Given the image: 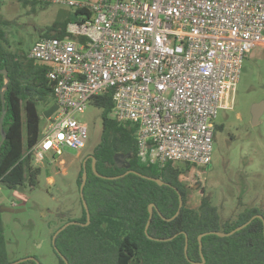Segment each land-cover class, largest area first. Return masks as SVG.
<instances>
[{
	"label": "built area",
	"instance_id": "2783aa9c",
	"mask_svg": "<svg viewBox=\"0 0 264 264\" xmlns=\"http://www.w3.org/2000/svg\"><path fill=\"white\" fill-rule=\"evenodd\" d=\"M64 38H42L28 58L46 64L58 110L31 149L38 167L69 165L88 125L76 118L112 94L113 118L138 126L139 157L178 164L187 181L213 161L215 124L234 111L245 58L264 47V0H82ZM187 169L189 170L188 172Z\"/></svg>",
	"mask_w": 264,
	"mask_h": 264
},
{
	"label": "trees",
	"instance_id": "16d2710c",
	"mask_svg": "<svg viewBox=\"0 0 264 264\" xmlns=\"http://www.w3.org/2000/svg\"><path fill=\"white\" fill-rule=\"evenodd\" d=\"M79 15L81 12L76 11L75 20L53 24L43 38H64L67 26L76 22ZM4 40L5 36L0 32V70H6L10 78L5 93L7 115L4 130L7 137L0 148V186L17 190L25 185L35 187L45 171L49 174V170L36 165L31 149L41 137L38 103H46L48 98L54 100V97L46 78L48 67L36 65L28 58L29 53L10 52L4 47ZM5 83V77L0 75V118L3 114L1 93L5 90ZM90 104L102 112L101 142L92 155L96 159L99 176L92 169V160L88 159L84 198L91 223L87 227L70 226L56 239V246L68 264H201L200 235L230 233L255 216L263 219L253 220L232 236H205V264H264V210L247 208L235 220L222 223L218 208L207 196L202 198L198 211L191 208L188 206L189 187L186 180H182L185 171L174 163L160 168L150 161H142L137 141L138 126L119 123L112 117V94L94 97ZM223 128V125L215 124V146L217 135ZM123 158H126L124 163ZM83 171L82 163L77 179L79 191ZM129 171L140 175H125ZM118 176L123 177L108 179ZM142 176L160 179L165 184L160 186ZM178 192L184 205L180 215L169 222L167 220L173 218L179 209ZM151 204L155 205V211L146 235ZM82 209V217L71 221L87 223L83 203ZM61 227L63 225L55 233ZM186 236L189 241L188 258L185 255ZM54 253L60 264H66L55 249ZM0 264H11L2 229L1 206Z\"/></svg>",
	"mask_w": 264,
	"mask_h": 264
},
{
	"label": "rangeland",
	"instance_id": "374dc122",
	"mask_svg": "<svg viewBox=\"0 0 264 264\" xmlns=\"http://www.w3.org/2000/svg\"><path fill=\"white\" fill-rule=\"evenodd\" d=\"M75 12L76 9L52 0H0L4 47L12 53H29L47 35L50 26L75 20ZM260 102H264V47H256L245 58L234 111L219 114L217 123L224 128L217 135L212 163L192 169L200 173L201 181L189 183L182 176L189 187L188 206L198 211L202 198L207 196L218 208L222 223L235 220L247 208L264 210V113L257 125L253 124L251 113ZM54 103L52 98L38 103L41 130L47 120L44 112ZM101 116V110L91 104L83 114H76L88 125L89 141L78 161L69 160L66 171L48 161L43 168L49 174L45 171L35 187L25 185L13 190L0 186L2 229L10 263L35 258L41 264H60L52 235L83 214L77 179L84 158L91 156L101 142ZM65 152L70 157L77 154L72 150Z\"/></svg>",
	"mask_w": 264,
	"mask_h": 264
},
{
	"label": "water",
	"instance_id": "95a60500",
	"mask_svg": "<svg viewBox=\"0 0 264 264\" xmlns=\"http://www.w3.org/2000/svg\"><path fill=\"white\" fill-rule=\"evenodd\" d=\"M0 75H3L5 77V79H6L5 90L1 93V100H2V106H3V114H2V116L0 118V133H1V137H2V140L0 142V148H1L2 145L4 144L5 140H6V137H7V135L5 133V130H4V120H5V117L7 115V108H6V102H5V93H6V90L8 89V86H9V83H10V78L8 77V72L6 70H0ZM58 108L59 107L56 104H53L47 111L44 112L45 118L46 119L50 118L58 110ZM251 113H252L253 124L254 125L259 124L260 119H261V117L263 116V113H264V102H260V103L255 104L253 106L252 110H251ZM88 159H91L92 160V169L96 173V175L99 176V174H97V172H96V166H95L96 165V159L93 156L87 157L84 160V163H83V170L84 171H83L82 184H81V187H80V196H81V200H82L83 206H84L85 211H86V214H87V223L83 224V223H79V222H75V221L69 222V223L65 224L63 227H61L55 233V235L53 236V239H52V244L54 246L55 251L58 253V255L63 259V261L66 264H68L66 258L60 253V251L58 250V248L56 246V239H57V237L59 236L60 233H62L64 230H66L70 226L80 225L82 227H87L91 223L90 211H89L88 205H87V203L85 201V198H84V188H85V186L87 184V179H88V172H87V166H86ZM123 160H126V158H123ZM119 167H122V166L120 165ZM130 173L138 174V173H136L134 171H129L125 175H128ZM125 175H123V176H125ZM138 175H140V174H138ZM123 176H118V177H115V178H108V179L114 180V179H119L120 177H123ZM142 177L145 178V179H148L150 181L156 182L160 186H163L165 184L160 179H154V178H150V177H146V176H142ZM103 178H105V177H103ZM178 195H179V209H178L176 215L173 218L167 220L169 222L175 220L180 215L181 210L183 208V205H184V203H183V197H182V195H181L180 192H178ZM154 211H155V205L154 204H151L149 206V214H150V217H149L148 223L146 225V229H145L146 235H148V229H149L150 224L152 222V218H153ZM257 218L263 219L262 216H255L248 223H246V224L238 227L237 229H235L234 231H232L230 233L210 232V233H205V234L200 235V237H199V250H200V255H201V258H202V263L201 264H205V256H204V253H203V238L205 236H208V235H216V236L221 237V238H225V237L232 236L235 233H237V232L245 229L253 220H255ZM150 239H152V238H150ZM169 240H171V239H169ZM156 241L163 242V241H167V240H159V239H156ZM188 247H189V241H188V237L186 236L185 255H186L187 258H188ZM28 261H33L36 264H41L35 258H27V259L21 260L19 262L11 263V264H22V263L28 262ZM196 264H200V263H196Z\"/></svg>",
	"mask_w": 264,
	"mask_h": 264
},
{
	"label": "crops",
	"instance_id": "0c3cea01",
	"mask_svg": "<svg viewBox=\"0 0 264 264\" xmlns=\"http://www.w3.org/2000/svg\"><path fill=\"white\" fill-rule=\"evenodd\" d=\"M80 157V155L79 156H71V157H69V160L71 161V162H74V161H78V158Z\"/></svg>",
	"mask_w": 264,
	"mask_h": 264
},
{
	"label": "flooded vegetation",
	"instance_id": "af4514ba",
	"mask_svg": "<svg viewBox=\"0 0 264 264\" xmlns=\"http://www.w3.org/2000/svg\"><path fill=\"white\" fill-rule=\"evenodd\" d=\"M92 155H93V154H92ZM92 155H91V156H92ZM87 157H89V156H87ZM87 157H86V158H87ZM84 160H85V159H84ZM124 162H125V160L122 159V163H124ZM120 165L122 166L123 164H120ZM81 217H82V216H81ZM81 217H80V218H81ZM80 218H79V219H80ZM70 222H72V221H70ZM75 222H77V221H75ZM79 223H80V222H79ZM83 224H85V223H83ZM63 226H64V225H63ZM56 253H57V252H56ZM57 254H58V253H57Z\"/></svg>",
	"mask_w": 264,
	"mask_h": 264
}]
</instances>
